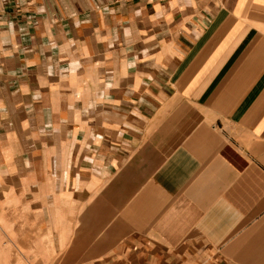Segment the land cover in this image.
Instances as JSON below:
<instances>
[{"label":"crops","instance_id":"obj_1","mask_svg":"<svg viewBox=\"0 0 264 264\" xmlns=\"http://www.w3.org/2000/svg\"><path fill=\"white\" fill-rule=\"evenodd\" d=\"M0 234L11 264H264V0H0Z\"/></svg>","mask_w":264,"mask_h":264},{"label":"rangeland","instance_id":"obj_2","mask_svg":"<svg viewBox=\"0 0 264 264\" xmlns=\"http://www.w3.org/2000/svg\"><path fill=\"white\" fill-rule=\"evenodd\" d=\"M7 244L6 242L4 243L3 236L0 234V264H11V262L18 260L19 250L16 249L14 245L10 246V249H8L9 247L7 246L9 245ZM22 262V264H24V259ZM16 264H18V262H16Z\"/></svg>","mask_w":264,"mask_h":264},{"label":"bare ground","instance_id":"obj_3","mask_svg":"<svg viewBox=\"0 0 264 264\" xmlns=\"http://www.w3.org/2000/svg\"><path fill=\"white\" fill-rule=\"evenodd\" d=\"M72 238H73V237H72ZM74 240H75V239H74ZM74 242H75V241H74ZM72 243H73V242H72ZM76 243H77V242H76ZM68 244H70V243H68ZM71 245H72V244H71ZM73 245H74V244H73ZM76 245L78 246V244H76ZM62 246H63V244H62ZM70 247H71V246H70ZM73 247H74V246H73ZM73 247H72V250H75V249H74L75 247H74V248H73ZM67 248H68V247H67ZM91 248H92V247H91ZM62 249H63V248H62ZM65 249H66V248H65ZM65 249H64V250H65ZM85 250H86V249H85ZM73 252H76V250L73 251ZM71 253H72V251H71ZM54 255H55V254H54ZM62 255H63V254H62ZM55 256H56V255H55ZM58 257H61V256H58ZM53 258H54V257H53ZM53 258H52V259H53ZM56 263H57V262H56Z\"/></svg>","mask_w":264,"mask_h":264}]
</instances>
